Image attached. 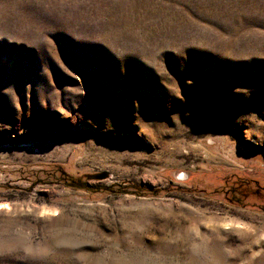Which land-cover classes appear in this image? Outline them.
Listing matches in <instances>:
<instances>
[{"label": "rangeland", "instance_id": "1", "mask_svg": "<svg viewBox=\"0 0 264 264\" xmlns=\"http://www.w3.org/2000/svg\"><path fill=\"white\" fill-rule=\"evenodd\" d=\"M0 206V264H264V0H0Z\"/></svg>", "mask_w": 264, "mask_h": 264}, {"label": "bare ground", "instance_id": "2", "mask_svg": "<svg viewBox=\"0 0 264 264\" xmlns=\"http://www.w3.org/2000/svg\"><path fill=\"white\" fill-rule=\"evenodd\" d=\"M224 229H230V228H241L240 225L234 224L232 222H225L222 226Z\"/></svg>", "mask_w": 264, "mask_h": 264}, {"label": "trees", "instance_id": "3", "mask_svg": "<svg viewBox=\"0 0 264 264\" xmlns=\"http://www.w3.org/2000/svg\"><path fill=\"white\" fill-rule=\"evenodd\" d=\"M66 181H68V179L66 180ZM69 182L70 183H72V184H75V185H77L76 183H74V181H72V180H69ZM78 186V185H77Z\"/></svg>", "mask_w": 264, "mask_h": 264}, {"label": "snow or ice", "instance_id": "4", "mask_svg": "<svg viewBox=\"0 0 264 264\" xmlns=\"http://www.w3.org/2000/svg\"><path fill=\"white\" fill-rule=\"evenodd\" d=\"M0 207H6V206H0Z\"/></svg>", "mask_w": 264, "mask_h": 264}]
</instances>
